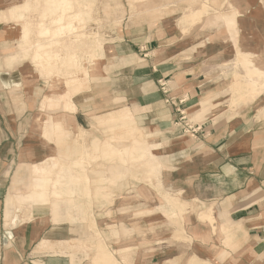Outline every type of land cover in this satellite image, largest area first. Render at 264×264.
I'll return each mask as SVG.
<instances>
[{"label": "crops", "instance_id": "1", "mask_svg": "<svg viewBox=\"0 0 264 264\" xmlns=\"http://www.w3.org/2000/svg\"><path fill=\"white\" fill-rule=\"evenodd\" d=\"M133 3L0 0V264H264V0Z\"/></svg>", "mask_w": 264, "mask_h": 264}, {"label": "rangeland", "instance_id": "2", "mask_svg": "<svg viewBox=\"0 0 264 264\" xmlns=\"http://www.w3.org/2000/svg\"><path fill=\"white\" fill-rule=\"evenodd\" d=\"M71 3L73 5V2H71ZM77 6H78V9H80V5L78 4ZM133 6H134L133 0H127V3L122 2V0H109L108 11H107L108 18L103 20V23H105V25L108 26L109 33H116L117 30L121 29L123 21L125 19L124 16L125 15L126 16L127 15H131L132 11H134L133 10ZM87 8H88V6H87ZM49 9L51 10V12L55 11L54 8L51 5H50ZM71 11H73V9ZM56 12H60V14L63 17V22L59 23L60 31L63 29V24H65V23L71 22L73 24V26H75L72 19L70 21H68V20L65 21L64 16L67 15L69 12L64 13L61 10H58ZM77 13L81 14L82 16H84L85 14H89L88 12L87 13H84V12L81 13V11L77 12ZM101 21L102 20H100V19L87 20L88 23L90 22V24L93 25L92 27L90 26V24L87 25L86 21H84V23H85V29L84 30L87 33V38L85 40L81 41V42H77V40H76L74 35L70 36L67 40H70L71 38H73V40H74V41L71 42V46H70L71 50L73 48H75V47H86V49L89 52H92L93 56L101 57V55H100L101 51H102V41H101V37H100L101 36L100 35V33H101V25H102ZM75 22H76V26H78L79 23H80L78 17L75 19ZM105 25H103L102 27H105ZM67 40H66V42H68ZM103 42H105L104 39H103ZM64 46L65 47H69L68 45H65V44H64ZM64 51H67V50H64ZM64 51L62 50V52H61L62 55H63ZM81 54H83V53H81ZM129 112L130 111L128 110V108H124V109H122L120 111L111 113L110 115H108L107 117H104L103 119H99L98 122H100V121L107 122L108 121V123H113V124L127 123V122L132 121L131 116H129ZM131 115H132V113H131ZM105 118H107V119H105ZM105 120H107V121H105ZM178 122H179V120H178ZM113 133H114V131H113ZM103 136L106 137V135L104 134V131H103ZM83 143H85L84 140H83ZM86 144H88V143H86ZM113 151L114 152H112L110 150V152H109L110 156L116 154V151L114 149H113ZM127 152L128 151L126 150L125 153H127ZM141 153L142 154L149 153V148H148L147 145H142ZM101 161L102 160L100 158L97 162L92 164V166L90 167L91 169H89V171H88L89 175H90V173L94 172V170L101 171L102 168H103V170L105 169V167H104L105 164H103ZM113 163H117V161L112 162V164ZM110 164H111V162H107V164H106L108 166V169H109ZM77 168H80L82 170L84 169L82 164H77ZM134 171L135 172L136 171L137 172H141V174L144 173L143 169L139 170L138 167L131 168L129 174L124 179L120 180V182L123 181V184H125L126 188H129L130 186H133V183H134L133 172ZM92 174H94V173H92ZM29 179H28L27 183L29 182ZM135 180L139 181V182H142V183H148L146 178H144L143 176H142V178L140 180H138L137 178H135ZM24 185H26V182H24L23 184L14 182L13 186L15 187V190L19 189V190H21V191H19L20 193L26 194L28 192V190L25 188ZM17 196H19V195H17ZM172 202H173V205L175 207H177L179 209L180 213H181L182 205L179 204L178 201H175V200H172ZM113 204H111V205H113ZM110 215H111V213H110Z\"/></svg>", "mask_w": 264, "mask_h": 264}, {"label": "built area", "instance_id": "3", "mask_svg": "<svg viewBox=\"0 0 264 264\" xmlns=\"http://www.w3.org/2000/svg\"><path fill=\"white\" fill-rule=\"evenodd\" d=\"M162 89H163L164 92H166L164 86H162ZM166 93H167V92H166ZM166 102H167V103H170L171 100H167ZM177 111H178V113L180 114V118H181L180 121H182V120L184 119V115H183L179 110H177ZM186 127H187V126H186ZM190 130H191V128H187V129L184 130V132L186 133L187 131H190Z\"/></svg>", "mask_w": 264, "mask_h": 264}, {"label": "bare ground", "instance_id": "4", "mask_svg": "<svg viewBox=\"0 0 264 264\" xmlns=\"http://www.w3.org/2000/svg\"><path fill=\"white\" fill-rule=\"evenodd\" d=\"M73 77H74V76H73ZM76 80H78V79H76ZM76 80H75V81H76ZM129 116H131V118L133 117V116L131 115V112H129ZM126 150H127V149H125V151H126ZM211 209H212V208H211ZM211 214H212V213H211ZM209 216H210V214H209ZM209 216H208V217H209ZM211 216H212V215H211ZM211 216H210V218H211ZM208 220H209V218H208ZM209 221H210V220H209ZM211 222H212V221H211ZM241 231H242V230H241ZM240 237H241V234H240ZM240 237H239V238H240ZM247 238H248V237H247ZM243 239H244V238H243ZM245 239H246V238H245ZM221 256H222V255H221ZM258 256H259V255H258ZM224 257H225V256H224ZM227 258H228V257H227ZM223 259H224V258H223ZM223 259H222V260H223ZM221 262H222V261H221ZM221 262H220V263H221ZM222 263H223V262H222Z\"/></svg>", "mask_w": 264, "mask_h": 264}]
</instances>
